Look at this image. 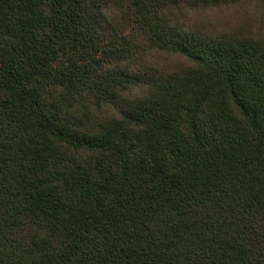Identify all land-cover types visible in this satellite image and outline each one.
<instances>
[{
	"label": "trees",
	"instance_id": "1",
	"mask_svg": "<svg viewBox=\"0 0 264 264\" xmlns=\"http://www.w3.org/2000/svg\"><path fill=\"white\" fill-rule=\"evenodd\" d=\"M0 264H264V0H0Z\"/></svg>",
	"mask_w": 264,
	"mask_h": 264
}]
</instances>
